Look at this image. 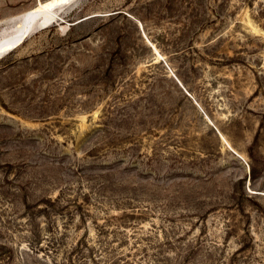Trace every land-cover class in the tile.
I'll list each match as a JSON object with an SVG mask.
<instances>
[{
  "label": "rangeland",
  "instance_id": "374dc122",
  "mask_svg": "<svg viewBox=\"0 0 264 264\" xmlns=\"http://www.w3.org/2000/svg\"><path fill=\"white\" fill-rule=\"evenodd\" d=\"M60 14L0 58V264H264V0Z\"/></svg>",
  "mask_w": 264,
  "mask_h": 264
},
{
  "label": "bare ground",
  "instance_id": "6f19581e",
  "mask_svg": "<svg viewBox=\"0 0 264 264\" xmlns=\"http://www.w3.org/2000/svg\"><path fill=\"white\" fill-rule=\"evenodd\" d=\"M70 3V0H40L35 7L12 18L11 23L1 24L0 58L21 47L32 32L58 21L61 9Z\"/></svg>",
  "mask_w": 264,
  "mask_h": 264
},
{
  "label": "water",
  "instance_id": "95a60500",
  "mask_svg": "<svg viewBox=\"0 0 264 264\" xmlns=\"http://www.w3.org/2000/svg\"><path fill=\"white\" fill-rule=\"evenodd\" d=\"M75 1H76V0H70V2H71L70 4L74 3ZM67 6H68V5H67ZM65 7H66V6H65Z\"/></svg>",
  "mask_w": 264,
  "mask_h": 264
}]
</instances>
